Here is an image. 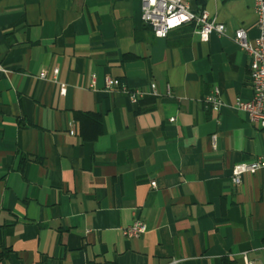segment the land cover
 I'll return each instance as SVG.
<instances>
[{"label": "crops", "instance_id": "obj_1", "mask_svg": "<svg viewBox=\"0 0 264 264\" xmlns=\"http://www.w3.org/2000/svg\"><path fill=\"white\" fill-rule=\"evenodd\" d=\"M140 1L0 0V264H264V170L230 178L264 156L234 108L250 58L192 23L156 38ZM185 1L258 36L254 0Z\"/></svg>", "mask_w": 264, "mask_h": 264}, {"label": "built area", "instance_id": "obj_2", "mask_svg": "<svg viewBox=\"0 0 264 264\" xmlns=\"http://www.w3.org/2000/svg\"><path fill=\"white\" fill-rule=\"evenodd\" d=\"M254 6L258 36L253 41L247 39L243 28H237L228 35L225 26L210 19L206 10L191 12L185 0H141L140 18L158 39L165 38L171 29L184 23L193 24L194 32L201 42H206L211 34L229 37L250 58L248 75L252 96L246 100L236 98L234 108L244 113L251 125L264 130V0H254ZM56 74L57 69H54L53 77ZM43 77L42 73L40 78ZM105 88L108 91L121 90L128 95L132 103L145 94L139 90L129 91L125 84L112 78L105 79ZM151 88L153 90L154 85H151ZM64 93L65 88L61 85L60 94ZM169 93L170 89L167 87V94ZM203 103L213 111H217L222 106L219 90L213 88L203 98ZM169 121L172 122L174 119L171 118ZM211 140L214 146L215 136H212ZM258 170H264V156H259L250 162L235 164L231 170V182L237 186L240 184L241 176L255 173ZM150 185L154 187L155 183L151 182ZM146 230V225L143 222L135 221L132 225L124 228L122 233L127 238H137L143 235ZM245 264L253 263L245 259Z\"/></svg>", "mask_w": 264, "mask_h": 264}, {"label": "trees", "instance_id": "obj_3", "mask_svg": "<svg viewBox=\"0 0 264 264\" xmlns=\"http://www.w3.org/2000/svg\"><path fill=\"white\" fill-rule=\"evenodd\" d=\"M97 120V122H98V124H99V120L98 119H96Z\"/></svg>", "mask_w": 264, "mask_h": 264}]
</instances>
